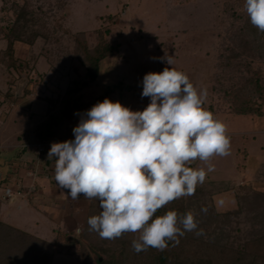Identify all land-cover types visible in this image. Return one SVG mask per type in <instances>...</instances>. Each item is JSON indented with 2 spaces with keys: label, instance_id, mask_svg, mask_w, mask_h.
Segmentation results:
<instances>
[{
  "label": "rangeland",
  "instance_id": "obj_1",
  "mask_svg": "<svg viewBox=\"0 0 264 264\" xmlns=\"http://www.w3.org/2000/svg\"><path fill=\"white\" fill-rule=\"evenodd\" d=\"M24 3L35 12L34 18L42 20L40 24L44 29L43 38L34 46L15 45V57L27 65L20 75L7 69L1 52L6 48L3 29L15 21V7ZM244 5L245 0H191L188 3L174 0H0V180L3 178L0 187L17 162L14 146L20 133H29L42 120L38 114H25L19 105L48 102L52 112L58 111L56 105L60 98L56 96L63 94L71 81L84 80L85 71L78 62L80 50L73 35L86 33L88 42L94 44L95 31L110 28L124 34L122 39L113 37L115 32L112 36L113 40L121 42L122 49L119 55L101 63L99 78L82 91L86 111L105 98L119 101L133 111L144 110L150 98L141 96L143 77L149 72L161 73L165 67L186 74L198 91L206 89L204 107L226 124L230 154L214 156L209 162L192 161L188 165L205 170L209 163L214 165L205 181L196 186L204 195L198 201L190 200L189 209L200 213L199 217L209 224L210 232L228 231L230 236L225 245L231 247L244 239L253 230L243 217V212L249 208V200L244 197L252 195L256 200V196H264V116L231 114L239 94L254 100L255 82L262 83L261 73L264 76V43L262 40L259 45L256 43L254 26ZM112 16L119 18L109 21L108 17ZM25 34L28 36L30 32L26 30ZM165 52L174 57L172 65L160 59ZM37 59L38 64L34 65ZM50 59L56 60V66ZM11 91L17 93L20 101L15 103L13 98L6 97ZM79 122L80 118L75 116L67 128L72 130ZM186 199L189 201L190 197ZM241 204L246 209L243 210ZM96 205L92 216L102 211L99 204ZM15 216L20 217L19 212ZM10 219L5 217L4 220L14 218ZM34 230L25 231L34 234ZM132 235L137 238L139 234L125 233L122 237ZM122 237L102 239L87 225L75 250L58 247L54 248L53 255L68 256V259H58L60 264L101 263L106 256L120 258ZM13 240L14 236L4 238L0 234V252L11 248ZM39 248L45 250V247ZM14 255H18L15 250ZM46 255H51L48 249ZM137 262L130 258L128 263L120 264Z\"/></svg>",
  "mask_w": 264,
  "mask_h": 264
},
{
  "label": "clouds",
  "instance_id": "obj_2",
  "mask_svg": "<svg viewBox=\"0 0 264 264\" xmlns=\"http://www.w3.org/2000/svg\"><path fill=\"white\" fill-rule=\"evenodd\" d=\"M244 6L250 23L264 32V0H245ZM160 59L172 65L174 57L165 52ZM142 85L141 96L150 98L144 110L105 98L81 117L72 130L74 140L53 142L47 154L56 158V186L68 189L72 200L82 193L99 201L102 211L87 218L90 230L108 240L138 233L132 241L137 253L163 250L169 241L178 244V237L197 230L190 211L155 214L193 195L214 170L210 163L207 170L193 169L192 161L230 154L226 124L204 107L206 89L198 91L173 67L145 74Z\"/></svg>",
  "mask_w": 264,
  "mask_h": 264
},
{
  "label": "trees",
  "instance_id": "obj_3",
  "mask_svg": "<svg viewBox=\"0 0 264 264\" xmlns=\"http://www.w3.org/2000/svg\"><path fill=\"white\" fill-rule=\"evenodd\" d=\"M174 1L176 3L191 2V0ZM15 8V21L10 22L7 24L6 29H3L5 31L4 40L6 48L1 52V56L3 55L2 57H5L6 62L4 61V64H6L7 69L18 72L21 75L27 65L15 57V45L17 43H23L28 46H34L39 39L43 38L42 29H44V26L40 24L42 20L38 17L34 18L35 12L30 10L29 5L24 3L22 6H16ZM118 18L117 16L108 17L109 21H115ZM252 29L253 34L258 39L256 43L259 45L261 40L264 43V32H260L256 27ZM26 30L30 32L28 36L25 34ZM114 32L110 28L96 30L94 33L96 42L94 44L88 42L86 33L73 35L72 39L75 45L79 46L80 50L79 54L81 56L77 60L82 64L85 71L84 80H73L70 82L66 92L59 99L57 104L58 111L50 113L47 121L37 129V139L42 144L47 143L49 138H53L63 123L72 120L75 116L81 119L84 113H86L82 91L99 78L101 63L107 58L119 55L121 52V42H118L116 39L113 40V37L122 39L124 34L121 31H116V35L113 36ZM55 61L52 59L49 60L52 65L56 66ZM36 64H38V59L34 61V65ZM263 77L261 73L262 83L255 82V85L256 83L257 85L255 87L256 96L253 98L254 100L252 98L246 99L243 95L240 96V94L236 97L237 100L235 99L233 102L232 115L264 116ZM9 93L6 97L13 98L15 103L20 101L21 98L17 97V93L13 91ZM203 195L201 190L196 187L193 195L176 199L159 209L155 214V216H160L169 210H174L178 215H183L190 211L194 214L198 224L196 231L202 230V235H197L196 231L185 232L184 236L178 237V244L169 241L168 247L163 250L149 247L146 251L139 253L135 252L132 248V241L136 239L135 236L132 235L129 238L122 237V250L118 253L120 258L106 256L101 263L96 262L94 264L128 263L130 258L137 259L138 262L134 264H264V196L263 198L256 196V200H253L252 195L244 197V199L249 200V208L243 212L245 213L243 217H245L249 226L252 225L253 230L244 239L238 240L237 243L230 247L229 245H225L226 240L230 236L228 231L217 233L215 230L214 232H210L209 224L204 218L199 217L200 213L189 209L191 207L189 206L190 200L196 198L195 200L198 201ZM188 197H190L189 201L186 199ZM242 207L243 210L246 209L244 205ZM249 209L251 210L249 211ZM0 234L4 238L14 236V240L11 241V248L13 247L14 249L8 248L0 252V264L53 263V245L40 241L25 232L17 231L4 224H0ZM212 248L214 251L211 250ZM47 249L50 251V256L46 255ZM14 250L18 254L17 256L14 255ZM42 258L45 260H42Z\"/></svg>",
  "mask_w": 264,
  "mask_h": 264
},
{
  "label": "crops",
  "instance_id": "obj_4",
  "mask_svg": "<svg viewBox=\"0 0 264 264\" xmlns=\"http://www.w3.org/2000/svg\"><path fill=\"white\" fill-rule=\"evenodd\" d=\"M63 94L60 93L56 98ZM27 103L20 104L19 107L25 110V114L26 112L33 114L32 116L38 114L42 120L38 121L29 133L21 132L20 136L17 135L18 143L14 146L17 151V162L13 163V171L9 172L3 186L0 187V224L25 232L53 245L56 249L67 246L75 250L76 245L83 239L84 230L88 225L87 218L93 215V208H96L99 201L95 199L88 201L82 193L77 200H72L68 189L56 186L54 179L56 158L49 160L47 154L53 142L74 140L73 129L67 128L69 121L63 123L57 134L47 140L45 152L38 155L35 148L42 142L37 139V129L47 121L50 113L55 111H51L52 106L48 102ZM7 189H12L15 193L13 198L6 196ZM16 212H19L20 217L15 216ZM5 217L14 219L4 220ZM27 229H35L34 234L25 231ZM60 258L68 259V256L56 255L52 264H60L57 263Z\"/></svg>",
  "mask_w": 264,
  "mask_h": 264
},
{
  "label": "built area",
  "instance_id": "obj_5",
  "mask_svg": "<svg viewBox=\"0 0 264 264\" xmlns=\"http://www.w3.org/2000/svg\"><path fill=\"white\" fill-rule=\"evenodd\" d=\"M47 146V144L46 143H44V144H40L39 146H37L35 149V151H36V153L38 154V155H42L44 152H45V147ZM6 196L8 197V198H13L14 197V195H15V193L13 192V190L12 189H7L6 190Z\"/></svg>",
  "mask_w": 264,
  "mask_h": 264
}]
</instances>
